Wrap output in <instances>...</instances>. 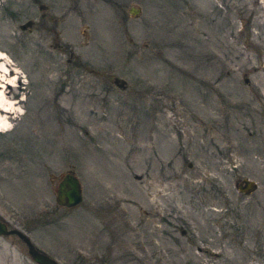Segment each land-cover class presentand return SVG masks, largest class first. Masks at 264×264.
Returning a JSON list of instances; mask_svg holds the SVG:
<instances>
[{
	"label": "rangeland",
	"instance_id": "rangeland-1",
	"mask_svg": "<svg viewBox=\"0 0 264 264\" xmlns=\"http://www.w3.org/2000/svg\"><path fill=\"white\" fill-rule=\"evenodd\" d=\"M0 50V221L58 264H264V0H0Z\"/></svg>",
	"mask_w": 264,
	"mask_h": 264
},
{
	"label": "bare ground",
	"instance_id": "bare-ground-1",
	"mask_svg": "<svg viewBox=\"0 0 264 264\" xmlns=\"http://www.w3.org/2000/svg\"><path fill=\"white\" fill-rule=\"evenodd\" d=\"M41 3L46 5L43 1ZM41 3H38L39 7H42ZM22 74L23 71L13 63L9 54L0 50V134L15 130L19 116L28 113L24 110L28 102V98L24 97L26 92L21 91L19 100H15L13 93V90H23L20 85Z\"/></svg>",
	"mask_w": 264,
	"mask_h": 264
},
{
	"label": "water",
	"instance_id": "water-1",
	"mask_svg": "<svg viewBox=\"0 0 264 264\" xmlns=\"http://www.w3.org/2000/svg\"><path fill=\"white\" fill-rule=\"evenodd\" d=\"M133 13L139 12L135 7L132 8ZM246 186H240V190L250 192L255 188V184L252 181H245ZM84 199L83 190L79 178L71 173L67 174L62 181L59 183L58 187V201L61 205L67 207H73L82 203ZM8 228L6 223L0 221V234H8ZM22 236L30 245V253L33 259L39 264H58L56 260L50 256L40 253L30 242V240Z\"/></svg>",
	"mask_w": 264,
	"mask_h": 264
},
{
	"label": "flooded vegetation",
	"instance_id": "flooded-vegetation-1",
	"mask_svg": "<svg viewBox=\"0 0 264 264\" xmlns=\"http://www.w3.org/2000/svg\"><path fill=\"white\" fill-rule=\"evenodd\" d=\"M3 222V221H2ZM8 231H9V233L7 234V235H10V234H17V235H19L21 238H23L24 239V237L22 236V234L19 232V231H17V230H15V229H10L9 227H8ZM25 240V239H24ZM25 242H26V244L29 246V253H30V245H29V243L25 240ZM36 248V247H35ZM37 249V248H36ZM40 253H43V254H46V253H44V252H42V251H40L39 249H37ZM31 254V253H30ZM47 255V254H46Z\"/></svg>",
	"mask_w": 264,
	"mask_h": 264
}]
</instances>
